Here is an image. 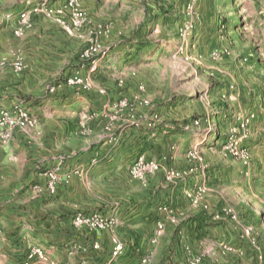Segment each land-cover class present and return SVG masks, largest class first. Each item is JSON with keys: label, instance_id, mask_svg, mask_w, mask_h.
I'll list each match as a JSON object with an SVG mask.
<instances>
[{"label": "rangeland", "instance_id": "rangeland-1", "mask_svg": "<svg viewBox=\"0 0 264 264\" xmlns=\"http://www.w3.org/2000/svg\"><path fill=\"white\" fill-rule=\"evenodd\" d=\"M48 1L59 7L66 0ZM79 3L87 25L77 36L90 31L106 50L96 62L114 70L116 102L129 101L109 132L125 153L114 194H132L130 204L140 205L145 195L161 199L162 190L161 208L171 217L184 211L195 223L188 258L197 255L200 264H264V0ZM78 39L77 56L62 68L65 81L90 67L80 58L87 41ZM124 127L132 131L128 139ZM154 141L161 157L145 153ZM192 151L197 160L188 157ZM142 154L161 169L136 179L130 168ZM172 171L179 176L168 178ZM201 189L192 201L188 194Z\"/></svg>", "mask_w": 264, "mask_h": 264}, {"label": "crops", "instance_id": "crops-1", "mask_svg": "<svg viewBox=\"0 0 264 264\" xmlns=\"http://www.w3.org/2000/svg\"><path fill=\"white\" fill-rule=\"evenodd\" d=\"M23 8L25 0H0V107L23 102L37 126L14 131L12 140L0 147V264H23L33 246L58 264H106L112 258L114 236L125 242L126 251L113 264H188L195 230V223L186 219L188 213L176 212L172 222L161 208L162 190L161 199L145 195L140 205L130 204L132 194L121 199L113 192L118 180H124L125 154L114 148L106 130L117 125L112 120L117 98L114 70L98 59L82 70L95 68L93 88L65 82L68 71L62 68L77 56L78 37L88 41L90 31L77 36L75 30L38 16L26 34L17 37L18 19L8 20L6 14L17 15ZM17 55L25 64L22 73L12 66ZM52 85L57 86L54 92L49 91ZM84 112L95 115L87 129L81 125ZM121 132L127 139L132 133L125 127ZM157 146L154 141L145 153L161 157L164 150ZM56 165L61 180L51 193L44 170ZM93 209L118 216L119 226L96 231L73 225L77 213ZM159 220L165 221V231L153 244L150 239Z\"/></svg>", "mask_w": 264, "mask_h": 264}, {"label": "built area", "instance_id": "built-area-1", "mask_svg": "<svg viewBox=\"0 0 264 264\" xmlns=\"http://www.w3.org/2000/svg\"><path fill=\"white\" fill-rule=\"evenodd\" d=\"M68 13V15L66 13ZM41 16L49 21L60 24L61 26L76 30L84 25H87V17L85 16L82 8L80 7L79 0H66L62 5L56 7L52 5L48 0H42L40 2H33L28 0L25 8H23L17 15L13 12H8L6 18L12 20L14 18L18 19V26L14 29V35L17 37H23L26 32L33 26L36 17ZM108 29V28H107ZM109 31V29L107 30ZM94 33H97L95 31ZM99 33V31H98ZM100 34V33H99ZM105 54L106 50L100 45V43L95 38H90L87 44L82 49L80 53V58L82 60L88 61L90 67L95 63L96 56L99 54ZM13 69L16 73H22L25 70V64L23 58L17 55L12 63ZM94 66V65H93ZM94 69V68H93ZM91 69L87 74H81L79 72L73 73L65 81L67 85L72 87H79L81 89H91L94 87V78ZM123 78L119 77V85H123ZM57 86L52 85L49 91H56ZM143 88V87H142ZM100 92H104L100 89ZM129 106V101L126 98L119 99L113 106V111L115 115L112 120L117 119V113L119 114L124 108ZM95 115L88 114L87 112L81 115V125L84 129H87L88 121L93 119ZM37 126V120L35 116L30 112V110L24 105L23 102L19 101L10 106L0 107V147L8 144L13 136L14 131H30ZM112 125L107 126L106 130L111 131ZM110 142L113 140L117 143L119 140L110 135ZM249 155L247 154L246 157ZM188 157L192 160H197L199 158L197 151H192L188 154ZM161 169V164L154 159L147 157L142 154L139 155L133 164L131 165L130 172L132 176L136 179H145L148 175H152ZM60 167L56 165L45 172L47 177L46 188L49 192L55 193L57 190L58 183L61 180L59 175ZM176 175L179 176V172H169L167 174L168 178ZM38 191L41 190L39 186L36 187ZM202 189L197 193H189L188 196L192 201L198 202L200 196L202 195ZM168 211V208H164ZM172 222H176L175 217H171ZM73 223L77 227H88L96 231H102L105 229L114 230L119 225V219L117 217L111 216L107 217L101 211H91V212H79L73 218ZM165 231V221L159 220L156 223V228L150 239L153 244H156ZM125 251V243L114 236L113 238V248H112V258L106 264H113V262L119 258ZM48 262L49 264H58L55 261H51L46 255L45 251L39 246H33L26 254L23 264H36L37 262ZM201 257L197 255H191L188 264H200Z\"/></svg>", "mask_w": 264, "mask_h": 264}]
</instances>
